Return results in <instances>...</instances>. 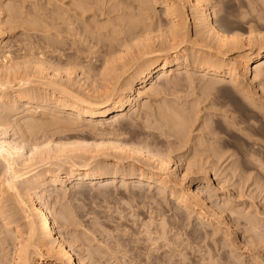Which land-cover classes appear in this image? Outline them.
<instances>
[{
	"label": "bare ground",
	"instance_id": "obj_1",
	"mask_svg": "<svg viewBox=\"0 0 264 264\" xmlns=\"http://www.w3.org/2000/svg\"><path fill=\"white\" fill-rule=\"evenodd\" d=\"M10 1L8 3H10ZM218 1L220 0H217V2ZM222 1L223 0H221V2ZM243 1L244 0H242V2ZM245 1L247 2V0ZM248 3H250V10L256 13V15L254 14L251 16V20H256L257 22L263 21L264 0H252V2ZM211 4H213L211 0H49V5L51 7L49 6V8L46 5L49 9V12L47 11L48 13L41 11V13H39V11L36 13L35 11V16H30L31 19H29V17L26 19L27 17L25 18V16H23L25 9L22 11L20 6H17L16 4L14 5V3L6 4L3 0H0V264H80L79 262H81V264H87L86 259L89 261L93 260V263H96L97 261L100 262V259H96V255L99 254H95V251H91L89 247L90 245L88 244L90 242L86 243L81 236H79L80 234L74 235L70 240L66 236V230L64 229H69L68 227L73 225H76V227L82 226L83 236L85 237V240L89 241L90 239H88V236L92 232H96V235L98 236H96L95 233L93 236L95 235L94 237L100 239L99 234L101 232L110 231L108 221H106L108 223L107 225V223L104 222V218L103 222H100L101 220L99 221L100 215L96 217L92 216V218H90L88 213H85V209L83 210V208L81 209L76 206L83 210V213H76V208L75 210L74 208L70 209L66 207L67 204L64 206V204L61 203V201L66 198L68 189L73 192V196L77 195V197H80V194H84L86 188L88 189L89 187L91 191V187H94L92 185L96 186L97 183H105L97 185L100 186L99 189H97V187L95 188L98 191L100 190V192L106 196L109 195L108 197L102 195L105 198H109L114 193L112 190L114 191L118 183H121L127 188L132 187L133 191H130L132 192L131 194H126L121 191L118 192V196L120 193L122 200L125 199L130 202H135L137 200V203L141 201L139 203L140 205L141 203H148L151 207V216H149L148 220L146 217L147 215H142V211L138 213L137 216L141 220V227L138 225L136 226L142 229V232L147 236V240H152L153 243L154 241L155 243H158L160 240L163 242V244H158L155 249V253L156 251L158 253L161 251L159 255L150 252L151 254H154V256L152 255L153 258L151 256L152 260H149L148 264H162V262L164 263L165 261V256L167 254L169 255L168 252L172 250L169 249L170 247L168 248L169 251L164 250V252L161 248L164 249L163 246H172V244H170L171 238L168 237L170 236L168 235L170 231H168V229L170 228L173 229V231L174 229L181 230L180 232H183L181 235L186 234V236L188 235V238L191 236L200 241L201 244L204 245V250L206 252V258H203L208 260V264H234L232 259L234 258L238 260L242 257L247 249L246 247H248V249L249 247L257 249L256 246L258 247V243L263 242L264 244V235L261 234L262 231H260V234L258 233L259 236L255 235L257 233L254 231L255 237H259V240H257L258 242L254 239L255 237L253 238L251 236V234H247L242 242V244L244 243V246H240L241 242L237 243L236 240L240 235L239 226L241 224L239 222L240 219L235 218L234 215H237L236 213H238L240 218H244V221H247L246 223L252 226L251 229L253 230H258L259 227H257V223L260 225L262 221L256 223V219L255 221L253 219L255 216L251 218V215L248 216L246 213L243 215V211H239L232 199L234 197L231 198V195L221 193L222 196L220 195V198L222 199L224 206L221 204L218 206L214 201V196H217L219 188L213 187L211 184L209 167L214 168L216 164L220 162H217V160L215 161V159L210 160V156L213 154L217 157L221 152H218L216 149L212 152L207 147L204 148V151L208 154L206 156H204L203 152L197 156L195 154L192 159H189L185 163V172L181 174L182 176H180V174L176 176L179 168L178 162L181 161V158L178 161V159L176 160L173 156L174 152L171 147L176 141H172L171 139L166 143V139L163 138L164 143L167 144L168 148H165L166 146L159 148L158 144L162 143L160 142L161 139L159 141L156 140V134L159 135L160 133H156L154 130L155 128L164 131L163 134H167L169 138L171 135H174L178 140H183L187 133H185V130H188V126L193 121H196L195 119L200 115V96L198 101L195 100L188 104L186 101L185 103H178L177 101H174L176 99H166L168 94L173 93H167L169 92L167 91L169 90L168 85L169 87L171 85L170 88L175 87L176 89L177 86L180 88V84H182L188 76L185 73H187L189 69H193L191 70L192 72L194 71L199 78L206 80L209 83H220L222 86L223 84L232 85V87L229 85L230 90L233 88V93L243 96L245 103L247 102L246 100H249L251 104L253 101L256 103L254 95L248 90L247 81L249 80V76H252V73H254V77L252 76L253 80L250 79L254 81V79L258 78L264 70V34H258L255 30L257 34L255 33L256 35L253 36L254 32L251 27L250 32H248L247 29L245 30L248 32L246 38L243 36L244 33L240 34V32L237 31V29H242V27L235 28L233 26L236 30L234 31L232 28L233 30H230V32L229 28L231 27L225 29L223 26H226L228 22L226 24L223 22V25L220 24V20H216L218 17L216 13L219 11L215 9L216 11L214 12V9L212 8V11L217 16L216 19L213 17L214 14L212 15L210 12L211 7H209ZM218 4L221 3L218 2ZM157 6L162 7L160 12H158L159 10H157ZM220 6H222V4ZM224 6L225 5L222 7ZM244 6L242 5L241 7L244 8ZM247 8L249 9V7ZM226 11H228V9L225 10V12ZM225 12L224 15L220 12L219 13L225 17ZM47 14L49 16H47ZM44 16H46V18L50 17V21H47ZM222 20L224 19L221 17V21ZM229 21H231V19ZM27 24H33L34 29L35 27L37 29L35 32H40L42 35L40 43H42L43 40H48L46 41L48 45L44 44V48L46 45L51 48L54 47V49L57 48L58 50L60 49L59 47L61 44L68 43V45L66 44L67 46L66 48L64 47L65 49H60L59 56L53 52L57 57L51 54L53 49L50 53L52 57L51 55L48 57L46 55L48 51L45 53L41 44V47H39L41 50L36 53L13 55L10 49V43L12 41L8 39V35H10L8 33H11L12 30L17 27H25ZM238 24L240 25V23ZM260 24L258 26H260ZM233 25H236L237 27V24ZM30 30L34 32L32 28ZM233 32H236L237 34ZM44 41L43 43H45ZM94 47H98V49H96L97 51H93ZM31 49L33 50V48ZM54 51L56 52V50ZM96 53L98 55H95ZM176 69L178 71L180 69L184 71L175 72ZM154 77H156L155 82L153 81ZM257 80L259 82V79ZM188 81H190V78ZM148 83H151L149 88L146 86ZM183 83H187V81ZM184 85L181 87L182 89ZM189 85H187L188 88ZM177 89L174 91L177 92ZM192 89L194 90V88ZM192 89L187 90L192 91ZM223 90L225 91V89ZM262 90L264 89L262 88ZM227 91L229 92V90ZM162 93H165L166 96L164 97L166 98H164L163 102L160 104L158 108L159 110L156 109V111L158 110L157 113H150L149 111L150 114L145 115L147 116V127H153L154 129L152 128V131L155 133L151 132V129L145 131V127L143 128L142 125L138 126V124H142L138 122L140 119L136 121L135 118L140 116V110H144L151 106L148 100L151 96V98H154L153 96ZM229 93L232 94L231 91ZM189 94L192 95L190 92ZM174 96L172 94V97ZM232 96V101L236 100L233 99L234 96L237 98L236 95H234L233 98ZM177 97L179 96H176L175 98ZM207 97L204 99L207 100ZM142 99H144L143 102ZM262 100L264 101V99ZM180 101L182 100L180 99ZM258 103L255 109L256 114L258 111L257 107L264 108V104ZM238 105L239 107L241 105L242 107L244 106L242 103H237L236 106ZM141 107L142 109H140ZM151 107L153 108V106ZM246 109L250 108L248 107ZM130 111H132V114L130 115L132 118L130 128L134 129L139 127L137 128V131L140 129V131H138L140 133H138L136 129H132L131 132H133L134 135L128 137L126 135L129 132L126 131L129 129L125 130V127L124 130L121 131V126H123L121 124L124 119L126 121L128 120L126 119V116L129 115L128 113ZM235 111H237V109ZM147 113L148 112H146V114ZM262 113L260 114L262 115ZM151 114L154 116L153 120L149 117ZM246 114L248 113L246 112ZM242 115L241 117L245 118V116ZM252 117L255 116L253 115ZM262 117L263 115L260 118L262 119ZM223 118L224 117H222V119ZM237 119H239V117ZM242 120H239L238 122L241 124L243 122ZM249 120L248 117V121ZM217 121H220V119L217 118ZM217 121L215 125L214 123L211 125L216 126ZM233 121L236 122V119L233 118ZM248 121L246 120L245 124ZM252 122L253 121H251V124ZM255 122H257V120ZM144 123L146 125V121ZM208 123L210 125V122ZM257 123H259V120ZM251 124L250 126H252ZM124 125L126 126V124ZM228 125L230 126V124ZM118 126L119 128L117 129ZM220 126H223V124H220ZM254 126H252V129ZM107 127L110 129H107ZM140 127H142V131L145 132H141ZM231 127L229 129H232ZM85 128H88V131L90 129V132H99L101 130V133H105L104 135L109 134L112 137L102 138L98 141L80 139L81 137L78 135H80L82 129ZM250 129L251 127H249V130ZM239 130L244 131V128H239ZM246 130L249 131L248 129ZM217 131L219 134V130ZM217 131L210 130V135L213 136L211 139L218 136ZM250 131L253 134L255 130ZM170 132H172V134H170ZM235 134L237 135V138L239 135L241 140V133L237 134L235 131ZM122 135L126 136V140L124 139V136L120 139ZM227 135V138L230 137V135ZM202 137L204 138V136ZM153 138H155L157 142L152 141ZM176 138L174 140H177ZM235 138L233 140L237 141ZM250 138L248 143L246 142L247 145L250 143ZM230 139L228 138V140ZM245 139L246 137L242 140ZM242 142L244 143V141H241V143ZM236 143L239 146V142L237 141ZM256 143L257 142H253V144ZM246 144L244 143L243 147L244 145L250 147ZM257 145L258 143L256 144V147H259ZM259 145L261 146V144ZM238 146L235 145V149ZM200 148H202V146ZM209 148L211 147L209 146ZM253 148L246 149L252 150ZM246 149H243L244 152ZM243 150L240 151L242 155L244 153ZM246 152L250 151L246 150ZM247 154L249 155V153ZM242 158L244 159L246 157ZM240 160L241 159H239V162H241ZM172 162L176 165L174 169H172ZM258 165L264 167V155L260 157ZM219 169L220 168L218 167V170ZM194 174L198 176L192 178V175ZM214 174L216 175L217 173ZM122 188L125 189V187ZM152 188L156 191H154V193L152 190L151 192L153 194H150ZM224 188L226 187L223 186L222 189L224 190ZM95 189L94 191H91L92 194L97 191ZM107 191L110 192L106 194L105 192ZM101 193L99 197H101ZM93 195L96 196L95 193ZM118 196L116 197L117 199L119 198ZM237 196L239 198V195ZM82 197H84V195ZM240 198L242 197L240 196ZM79 199L77 200L80 201L81 199ZM118 200H120V198ZM57 203L60 204L59 209L56 207ZM52 205H54L53 208ZM83 205L84 203L80 204V206ZM167 207L175 209V213L169 214V209H167ZM242 209H244V207ZM95 210L96 209H91L88 211H94V213L96 211V213L104 212ZM259 212L261 213V211ZM154 213L155 215H153ZM263 214L264 213L260 215L263 216ZM107 215L109 218L112 216L109 214ZM107 215H105L104 212L103 217L106 218ZM193 217L195 218L193 219V221L195 220V224L190 230H188L187 228H189L192 223L191 219ZM129 218L125 217V223ZM112 219H114V217L111 218V221H113ZM236 219L239 220L236 221ZM108 220L110 221V219ZM140 220H137V223L138 221L140 222ZM244 221L242 222L244 223ZM130 222L132 227H135L134 225L137 224L136 219H132ZM243 223L241 227L242 230H244L243 225L247 226L246 223ZM151 225H154L153 229L150 228ZM126 226L128 227V223H126ZM126 226L125 228H127ZM261 227H263V225ZM72 228L75 229L74 227ZM79 229L81 228L79 227ZM248 230L250 232V229ZM98 231L101 232L98 234ZM72 232L74 233L75 231L72 230ZM111 232L112 231H110V233ZM130 232L127 233L126 231L125 235L130 234ZM138 232L141 231L139 230ZM142 232L141 234L143 236L144 234ZM246 232L248 231L246 230ZM69 234L71 236V232H69ZM103 234L105 235L106 233ZM153 234L154 236L155 234L157 236L154 237ZM120 235L124 234L122 233ZM120 235L116 236L119 240L123 237ZM129 237L130 236H127V239H125V237V241L122 239L125 244H128L130 240L136 238L132 237L128 241ZM212 237H215V239H221V248H223L222 252L219 253L216 251L217 241L212 240ZM173 238L174 236L172 237V240ZM182 239L187 240L185 237ZM189 239L186 242H188ZM194 239L190 240L194 241ZM149 240L147 242H150ZM196 240L194 242H196ZM164 241H166V243L168 242V245L164 244ZM174 241L175 239L173 240V243L176 245ZM77 242L80 243L76 244ZM123 242H119L120 245H122L121 243ZM194 242L192 243L194 244ZM130 243L132 244L131 241ZM74 244H76L77 247L80 246V250L75 248ZM115 244H117L116 241ZM125 244L122 246L124 247ZM134 244L130 246H135ZM96 246L99 247L98 244ZM130 246H128L129 250ZM138 247L140 248V245ZM138 247L134 250H137ZM167 247L165 249H167ZM201 247L203 246L201 245ZM261 247L259 248L262 249ZM133 248L134 247H132V249ZM146 248L147 247H145V250ZM188 248L190 247L188 246ZM75 249L77 252L78 250L80 251L77 255ZM132 249L130 251H132ZM200 249L202 251L203 248ZM98 250H100V247ZM121 250L123 251L126 249L124 247ZM138 250L137 253L140 252ZM187 250L190 251V249ZM203 252L204 251H202V254ZM257 252L256 254H258ZM83 253H86V256ZM97 253L99 252L97 251ZM126 253H128L127 250ZM141 253L145 255L143 248ZM150 253L148 254L150 255ZM189 253H191V251ZM198 253L199 252H197V254ZM128 254L127 256H125L126 254L123 256L128 259V256H130ZM143 254L141 256H144ZM170 254L172 253L170 252ZM256 254H249L247 260L244 258L247 261V264H264V260L262 261L261 259L264 256L261 254L262 257L260 258V254L259 256ZM121 255L122 254H120V256ZM133 255V261H136V252L132 254V257ZM181 255H184V258L187 257V254L185 255L181 253ZM146 256L150 259L148 255ZM174 256L172 259L173 262L174 258H176ZM197 256L198 255H194L195 259H189L187 264H202L201 261L204 260H201L202 257L201 259L196 258ZM99 258H101V255ZM129 258H131V256ZM143 258L138 259L140 260V263L144 262L145 264L146 261H143ZM124 260L128 261L126 258ZM102 262L103 261H101V263ZM174 263H176V261Z\"/></svg>",
	"mask_w": 264,
	"mask_h": 264
},
{
	"label": "rangeland",
	"instance_id": "obj_2",
	"mask_svg": "<svg viewBox=\"0 0 264 264\" xmlns=\"http://www.w3.org/2000/svg\"><path fill=\"white\" fill-rule=\"evenodd\" d=\"M4 1V3H6V4H13L14 3V5L16 4L17 6H20L21 7V9H22V11L24 10V12L26 13H23V16H25V18L26 19H28V17H29V19H31L30 18V16L32 17V16H35V11H36V13H38V11H39V13H41V12H44V13H48L49 12V9H48V7L50 6L49 5V0H9L10 1V3H8L9 1L8 0H3ZM17 1V2H16ZM19 1H21V2H24V3H21V2H19ZM212 1V3L213 4H211L209 7H211L210 8V12L212 13V15L214 14V12L216 11V10H218L221 14H223L224 15V12H225V10H227L228 9V11H226L225 12V17H223V15H221L219 12H217L216 13V15L218 16H216L215 14L213 15V17L216 19V17H217V19L216 20H220V24H226L227 22V25L225 26V25H223L224 27H225V29H228L229 27H231V28H229V31L231 30H233L234 29V31L236 30L235 28H240V27H242V29H244V30H242L241 28V30L240 29H237V31H239L240 32V34H243V36H244V38H246L247 36V33L248 32H250L251 31V28L253 29V36L254 35H256L257 33H256V31L258 32V34H264V20L263 21H261V22H257L256 20L255 21H252L251 20V16L252 15H256V13H254L253 11H251L250 9H251V7L249 6L250 5V3H248V2H252V0H247V2L244 0L243 2H242V0L240 1V0H223L222 2H221V0L220 1H218L219 3H221L222 4V6L223 5H225L224 7H222V6H220L221 4H218V2H217V0H215V1H213V0H211ZM228 3H227V2ZM240 1V2H239ZM19 2V3H18ZM27 2V3H26ZM30 2H32V3H30ZM48 2V3H47ZM216 2H217V4H216ZM247 4H246V3ZM21 3V4H20ZM36 3V4H35ZM225 3H227V4H225ZM230 3H231V5H230ZM245 3V4H244ZM20 4V5H19ZM40 4V5H39ZM215 4V5H214ZM230 6H229V5ZM240 4H242L243 6H244V8L243 7H241L242 5H240ZM32 5V6H31ZM46 5L48 6V7H46ZM228 5V6H227ZM247 5V6H246ZM24 8H23V7ZM45 6V7H44ZM227 6V7H226ZM28 7V8H27ZM30 7H31V9H30ZM35 7V8H34ZM40 7V8H39ZM51 7V6H50ZM49 7V8H50ZM217 7H218V9H217ZM229 7V8H228ZM231 7V8H230ZM247 7H249V9L247 8ZM27 8V9H26ZM45 8H46V11H45ZM160 8V9H159ZM161 6L160 7H158L157 6V10H159L158 12H160L161 11ZM214 9V12L212 11L213 9ZM223 8V9H222ZM35 9V10H34ZM37 9V10H36ZM40 9V10H39ZM44 9V10H43ZM216 9V10H215ZM221 9V10H220ZM243 9V10H242ZM26 10H27V12H26ZM249 10H250V14H249ZM29 11V12H28ZM32 11V12H31ZM41 11V12H40ZM48 11V12H47ZM245 11H247V12H245ZM30 12H31V14H30ZM229 14H228V13ZM232 14H231V13ZM240 12V13H239ZM253 12V13H252ZM28 13V14H27ZM33 13V14H32ZM227 13V14H226ZM248 13V14H247ZM241 14V15H240ZM220 15V16H219ZM228 15H229V17H228ZM240 15V16H239ZM250 15V16H249ZM47 16H49L48 14H47ZM227 16V17H226ZM246 18H245V17ZM45 18H46V16H44ZM221 17H222V19H224V20H226V21H224V20H222L221 21ZM240 17V18H239ZM219 18V19H218ZM225 18H227V19H225ZM229 18V19H228ZM239 18V19H238ZM231 19V21H229ZM236 19V20H235ZM46 20L48 21H50V17H47L46 18ZM239 20H241V21H239ZM233 21V22H232ZM236 23H235V22ZM250 21H252V22H254V23H252V22H250ZM224 22V23H223ZM232 24H231V23ZM257 22V23H256ZM31 23V22H30ZM238 23H240V25L238 24ZM244 25H242V24ZM260 23H263V24H260ZM231 24V25H230ZM233 24H237V27H236V25H233ZM260 24V26H258ZM250 25V26H249ZM28 26V27H27ZM30 26H32V27H30ZM228 26V27H227ZM235 28H234V27ZM28 29H27V28ZM244 27H247V28H244ZM251 27V28H250ZM18 28V29H17ZM17 28H15V29H13L12 30V34L9 32L8 34H10V35H8L9 37H8V39L10 40V41H12L11 43H10V49H11V51H12V53H13V55H16V54H26V53H36V52H38V51H40L41 49H39V47H41V45H42V48L45 50V53L47 52V56L48 57H50V55L51 54H53V56L56 54L57 56H59V53H60V49H65L66 48V46L68 45V43H64V44H61L60 45V49H58L57 50V48L56 49H54V47H49V46H46V45H48V43H46V41H48V40H46V41H44L45 43H43V41H42V43H40L41 42V37H42V35L40 34V32H38V31H36L35 32V30H37L36 29V27H35V29H34V25L32 24V25H30V24H27L25 27H17ZM25 30H24V29ZM33 29L34 30V32L33 31H31L30 29ZM233 28V29H232ZM257 28V29H256ZM27 29V30H26ZM247 29V31L248 32H246L245 30ZM249 29V30H248ZM256 30V31H255ZM31 31V32H30ZM230 31V32H231ZM244 31V32H243ZM238 32V33H239ZM260 32V33H259ZM37 33V34H36ZM233 33H236V32H233ZM256 33V34H255ZM28 34V35H27ZM237 34V33H236ZM250 35V34H249ZM248 35V36H249ZM36 36V37H35ZM40 36V37H39ZM242 36V35H241ZM14 37V38H13ZM28 37V38H27ZM39 37V38H38ZM24 38V39H23ZM29 39V40H28ZM32 39V40H31ZM39 39V40H38ZM43 39V38H42ZM37 40V41H36ZM247 40V39H246ZM32 41H33V43H32ZM39 41V42H38ZM30 42V43H29ZM39 44H38V43ZM246 43H247V41H246ZM20 44V45H19ZM29 44V45H28ZM41 44V45H40ZM44 44H46L45 45V48H44ZM67 44V45H66ZM40 45V46H39ZM65 45V46H64ZM25 46V47H24ZM37 46V47H36ZM256 46H258V45H256ZM47 47H48V49H47ZM62 47V48H61ZM65 47V48H64ZM20 48H22V49H20ZM25 48H26V50H25ZM31 48H33V50L31 49ZM49 48H50V50H49ZM256 48V47H255ZM24 49V50H23ZM53 49V50H52ZM95 49V50H94ZM96 49H98V47L96 48V47H94L93 48V51H97ZM207 49V48H206ZM51 50H52V53H51ZM54 50H56V52L54 51ZM32 51V52H31ZM50 51V52H49ZM57 51H58V53H57ZM55 54H54V53ZM51 53V54H50ZM55 55V56H56ZM95 55H98L97 53L95 54ZM56 56V57H57ZM51 57H52V55H51ZM0 63H1V61H0ZM191 70H193V69H189V71L187 72V73H185V74H187L188 76H194V77H188L187 76V80L185 79L183 82H186L187 81V83H183L182 82V84L184 85V87H183V89L181 88L183 85L182 84H180V88L177 86L176 87V89L177 88H179L180 89V91H179V89H177V92L176 91H174V90H176L175 89V87H172V88H170L171 87V85H170V87H169V85H168V89L169 90H167V91H169V92H167V93H170V92H173L172 94H173V96H174V94H175V96L174 97H172V94H168L167 96L165 95V93H162V94H158V95H155V96H153L154 98H149L148 100H149V104L151 105V106H153V108L150 106V107H148V108H146V109H144V110H140L141 111V114H142V116H141V114H140V116L139 117H136L135 119H136V121H138L139 119H140V121H138L139 123H142V124H138V126H140V125H142L143 126V128L145 127V128H147V129H145L144 128V130L145 131H149V129H151L150 131L151 132H154V131H152L154 128L153 127H147V116H145V115H149L150 113H157V111L159 110L158 108H159V106H160V104L163 102V99L164 98H166V99H170V100H174V99H176V100H174V101H177L178 103H185V101H186V103L188 104V103H191L192 101H198V99H199V96H200V101H199V105H200V109H201V111H200V115L195 119L196 121H193L190 125H192V126H188L189 128H187L188 130H185V133H186V137L183 139V140H178L174 135H171L170 136V138H169V136L167 135V134H163V132L164 131H162V130H159V129H157V128H155L154 130H155V132L156 133H160L159 135H157L156 134V140H160L161 139V141L160 142H162V143H159L158 145V147L160 148V147H165V148H168V146H167V141L168 140H171L172 139V141H176L175 142V144L171 147L172 148V150H173V156L175 157V159L177 160L178 159V161L180 160V158H181V161H179L178 162V165H179V168H178V171H177V175L176 176H178L179 174H180V176H182L181 174H183L184 172H185V163L189 160V159H192L193 157H194V155L196 154V156L198 155V154H202V152H203V154H204V156H206L207 154H206V152L204 151V148H208L209 150H211L212 152L214 151V149H216L218 152H221L220 154H219V156H217L216 157V155H211L210 156V160H214L215 159V161L217 160V162H220V163H217L216 164V166L213 168V167H209V174H210V178H211V184H212V186L213 187H217V188H219V191H218V194H217V196H214V201L216 202V204L219 206V204H221V205H223L224 206V203H223V201H222V199L220 198V195L222 196V194L223 193H225V194H228V195H231V198L232 197H234V198H232L233 200H234V204L236 205V207L239 209V211H243L242 212V214L243 215H245V213L248 215V216H250L251 218H253L254 216V221H255V219H256V223L259 221V223H260V225H258V223H257V227H259L258 228V230H253V229H251L252 228V226L251 225H249V224H247L245 221H244V218H240V216L238 215V213H236L237 215H234V217L235 218H239V219H236V221L237 220H239V222H240V228H239V236L237 237L238 239H240V240H238L237 238V243H240V246H244V243L242 244V242H243V240H244V238L247 236V234L248 235H250L251 234V236L254 238L255 237V235H257V236H259V234L261 233L260 231H262V233L261 234H263L264 235V214H263V216L262 215H260V214H262V213H264V167H261V166H259L258 165V163H259V159H260V157L262 156V155H264V142H262V141H264V139H263V137H264V108L262 109L261 107L259 108V107H257L258 109V111H257V114H256V105H257V103L259 102V103H262V104H264V101L262 100V99H264V93H263V91L264 90H262V88L264 89V87H263V84H264V70L262 71V73H261V75L263 76H261V75H259V77L258 78H255L254 79V81H252L253 80V77H254V73H252V76H249V80L247 81V86H248V90H249V92L252 94V95H254V99L256 100V103H255V101H253V103L251 104V102L249 101V100H246L247 102L245 103V100H244V97L243 96H241L240 94H238V95H240V96H238L237 94H235V93H233V88L230 90V86L232 87V85H230V84H223V86L225 87H223L222 86V84H212L211 82V84L213 85H211L208 81H206V80H203V79H201V78H199L198 76H197V73H195L194 71L192 72ZM184 70H182V69H180L179 71L176 69V71L175 72H183ZM192 75H191V74ZM170 76H173V75H170ZM198 77V78H197ZM261 77V78H260ZM155 78L156 77H154V79H153V81L155 82ZM189 78H190V81H188L189 80ZM192 78H194V79H192ZM252 80H251V79ZM192 79V80H191ZM257 79H259V82H258V80ZM202 80V81H201ZM195 83H194V82ZM199 81V82H198ZM204 81V82H203ZM260 81H261V83H260ZM189 82H190V85H189ZM202 82V83H201ZM258 84H257V83ZM207 83H208V85H209V87H208V85H207ZM251 83V84H250ZM189 85V88L187 87V85ZM197 84H198V86H197ZM201 84V85H200ZM250 84V85H249ZM150 85H151V83H148L146 86H147V88H149L150 87ZM204 85V86H203ZM211 85V86H210ZM217 85V86H216ZM226 85H227V88H226ZM230 85V86H229ZM166 86H167V84H166ZM215 86V87H214ZM187 87V88H186ZM200 87V88H199ZM207 87V88H206ZM216 87H218V88H216ZM256 87V88H255ZM262 87V88H261ZM184 88H185V90H184ZM192 88H194V90L192 89ZM199 88V89H198ZM205 88V89H204ZM171 89H172V91H171ZM187 89H192V91H188ZM202 89H203V91H202ZM208 89V90H207ZM223 89H225V91H227V90H229V92L231 91L232 92V94H230L228 91L226 92V93H224L225 91L223 90ZM205 90V91H204ZM200 91V92H199ZM209 92V94H208V92ZM224 91V92H223ZM181 92V93H180ZM189 92L192 94V95H190L189 94ZM198 92V93H197ZM201 92H203V93H201ZM255 92V93H254ZM229 93V94H228ZM259 93V94H258ZM263 93V94H262ZM188 94V95H187ZM195 94V95H194ZM198 94V95H197ZM207 94V95H206ZM226 96H225V95ZM236 95V97L237 98H239V99H237V98H235V96L234 95ZM171 97H170V96ZM180 95H182V96H180ZM204 95V96H203ZM206 95V96H205ZM228 95V96H227ZM229 95H230V97H229ZM234 96V98H233V96ZM162 98H161V97ZM164 96H166V97H164ZM169 96V97H168ZM176 96H179V97H177V98H175ZM186 96H187V99H186ZM194 96V97H193ZM208 96V97H207ZM231 96H232V98L233 99H236V100H233L234 101V103H233V101H232V99H231ZM196 97H197V99H196ZM206 97H207V100H205L206 99ZM182 100V101H180V99ZM191 98H193V99H191ZM205 98V99H204ZM258 98H260V99H258ZM186 99V100H185ZM180 102H179V101ZM257 100H259V101H257ZM144 101V99H142V102ZM188 101V102H187ZM190 101V102H189ZM202 101V102H201ZM209 101V102H208ZM262 101V102H261ZM239 103V104H243L244 106V108L242 107V105L239 107V105L238 106H236V104L237 103ZM241 102V103H240ZM245 103V104H244ZM258 103V104H259ZM207 104V105H206ZM211 104V105H210ZM214 105V107H213V105ZM216 104V105H215ZM223 104H224V107H223ZM232 104H235V105H232ZM247 104V105H246ZM251 104V105H250ZM157 105H158V107H157ZM226 105V106H225ZM204 106V107H203ZM232 106V107H231ZM251 106V107H250ZM209 107H210V109H209ZM250 108V109H246V108ZM222 108H224V109H222ZM239 108H240V110H239ZM243 108V109H242ZM140 109H142V107L140 108ZM150 109V110H149ZM155 109V110H154ZM156 109H158L157 111H156ZM237 109V111H235ZM245 109V110H244ZM253 109V110H252ZM209 110V111H208ZM215 110V111H214ZM226 110V111H225ZM259 110H260V112H259ZM145 111V112H144ZM149 111H150V113H149ZM153 111V112H152ZM224 113H223V112ZM229 113H228V112ZM235 111V112H234ZM146 112H148L147 114H146ZM210 114H209V113ZM243 112V113H242ZM246 112L248 113V114H246ZM253 112V113H252ZM258 112H259V114H258ZM263 112V113H262ZM256 115H255V114ZM260 113H262V115H263V117H262V119L260 118L262 115L260 114ZM129 115H127L126 116V119H128L127 121L124 119L123 120V122H122V124L121 125H123V126H121V131L122 130H124V128H125V130L127 129H129L128 131H126V132H129L126 136H130V135H134V133L133 132H131L132 131V129L130 128V123H131V121H132V118H131V114H132V111H130L129 113H128ZM209 114V115H208ZM228 114V115H227ZM243 114L244 116H245V118H243V117H241V115ZM144 115V116H143ZM242 115V116H243ZM254 115L255 117H252V116ZM259 115H260V117H259ZM212 116V117H211ZM219 116V117H218ZM143 117V118H142ZM150 118H152L151 120H153V118H154V116H152V114L149 116ZM222 117H224L223 119H222ZM239 117V119H237ZM240 117H241V119H240ZM248 117H249V121H248ZM251 117V118H250ZM258 117H259V119H258ZM210 118V119H209ZM217 118L218 119H220V121H217ZM227 118V119H226ZM233 118L234 119H236V122H234L233 121ZM242 118H243V120H242ZM254 118V119H253ZM131 119V120H130ZM149 119V118H148ZM209 119V120H208ZM208 120V121H207ZM213 120H214V122H213ZM226 120H228V121H226ZM230 120V121H229ZM239 120H242L243 122L240 124L238 121ZM248 121V122H246V124H245V121ZM257 120V122H258V120H259V123H257V122H255ZM262 121V123H261V121ZM126 121V122H125ZM130 121V122H129ZM146 121V125H145V122ZM216 121H217V124H216V126H217V128H216V126H212L213 125V123H214V125H215V123H216ZM231 121H233V122H231ZM251 121H253V122H255V123H253L252 122V124H251ZM137 122V123H138ZM203 122H205V123H203ZM208 122H210V125H209V123ZM212 122V123H211ZM218 122H221V123H218ZM227 122V123H226ZM230 122V123H229ZM126 124V126L124 125V124ZM144 123V124H143ZM208 123V124H207ZM232 123V124H231ZM237 123H239L240 124V127H239V124H237ZM257 123V124H256ZM212 124V125H211ZM220 124L222 125L223 124V126H220ZM228 124H230V126H229V128L231 127L232 129H229L228 128V126L227 125ZM236 124V125H235ZM250 124L252 125V126H254L253 127V129H252V126H250ZM254 124V125H253ZM263 124V125H262ZM145 125V126H144ZM247 127H246V126ZM262 125V126H261ZM219 126H220V128H219ZM227 126V127H226ZM238 127V128H237ZM246 127V128H245ZM249 127H251V129L250 130H255L254 132H253V134H252V132L249 130ZM262 127V128H261ZM119 128V126L117 127V129ZM137 128H139V127H136V128H134V129H136V131H137ZM141 128V132H145V131H142L143 130V128L142 127H140ZM153 128V129H152ZM212 128V129H211ZM228 128V129H227ZM237 128V129H236ZM239 128H244V131H241V130H239ZM107 129H110V128H108L107 127ZM133 129V130H134ZM224 129V130H223ZM234 129V130H233ZM246 129H248L249 131H247ZM157 130V131H156ZM159 130V131H158ZM210 130H214L215 132L217 131V130H219V134H218V131H217V137L216 138H213V139H211V137H213V136H211L210 135ZM221 130V131H220ZM222 130H223V132H222ZM229 130H230V132H231V134H230V132H229ZM233 130V131H232ZM91 130L89 129V131H88V128H85V129H82V131H81V133H80V135H78V136H80L81 138L80 139H86V140H101L102 138H106V137H112L111 135H109V134H106V135H104L105 133H101V130L98 132V131H92V132H90ZM106 131V130H105ZM138 131H140V129H138ZM137 131V132H138ZM168 131V130H167ZM197 131V132H196ZM235 131H236V133L237 134H240L241 133V140H240V138H239V135H238V138H237V135L235 134ZM239 133H238V132ZM131 132V133H130ZM154 132V133H155ZM222 132V133H221ZM233 132V133H232ZM251 132V133H250ZM99 133V134H98ZM138 133H140V132H138ZM196 133V134H195ZM227 133H228V135H230V137H228L230 140H228V138L226 137V135H227ZM255 133H256V135H255ZM163 134V135H162ZM168 134H169V132H168ZM170 134H172V132H170ZM206 134V135H205ZM247 134V135H246ZM101 135V136H100ZM162 135V136H161ZM227 135V136H228ZM233 135H234V137H233ZM256 137H255V136ZM262 135H263V137H262ZM124 135H122L121 137H120V139L123 137ZM126 136H124V139L126 138ZM177 139V140H174L175 138ZM202 136H204V138L202 137ZM242 136H244V137H246V139L245 140H247V141H245V140H242V139H244V137H242ZM248 136V137H247ZM96 137H98V138H96ZM101 137V138H100ZM159 137H162V138H159ZM166 137V138H165ZM172 137V138H171ZM189 137V138H188ZM223 137H225V138H223ZM236 137V138H235ZM251 137V138H250ZM252 137H254V138H252ZM258 137H260V138H258ZM157 138H159V139H157ZM163 138L164 139H166V143H164V140H163ZM221 138V139H220ZM222 138H223V141H222ZM235 138V140L237 139V141L239 142V146H238V144L236 143L237 141H234L233 139ZM249 138H250V143L247 145L246 144V142L248 143V141H249ZM191 139V140H190ZM206 141H205V140ZM126 140V139H125ZM152 140V139H151ZM155 140V138H153V140L152 141H155V142H157ZM213 140V141H212ZM215 140V141H214ZM217 140V141H216ZM178 141V142H177ZM241 141H244V143L247 145V146H250V147H246L245 145H244V147H243V142L241 143ZM255 143V142H257L258 143V145L257 146H259V147H256V144H253V142ZM203 142V143H202ZM200 143H202V144H200ZM214 143V144H213ZM262 143H263V145H262ZM213 145V147H212V145ZM251 144H253V145H251ZM259 144H261V146L259 145ZM235 145L236 146H238V147H236V149H235ZM241 145H242V147H241ZM178 146H179V148H178ZM194 146H195V148H194ZM202 146V148H200ZM209 146L211 147V148H209ZM233 146V147H232ZM255 146V147H254ZM263 146V147H262ZM186 147V148H185ZM243 148V149H246V148H258V149H252V150H248V149H246L247 151H250V152H246V150H245V152H246V154H245V152H244V150L243 149H241V148ZM262 147V148H261ZM177 148V149H176ZM238 148V149H237ZM184 149V150H183ZM193 149V150H192ZM197 149V150H196ZM199 149V150H198ZM243 150V155H242V153H240V151L241 150ZM178 150H180V151H178ZM227 152H226V151ZM237 150H238V152H237ZM210 151V152H211ZM253 151V152H252ZM196 152V153H195ZM209 152V153H210ZM211 152V153H212ZM224 152V153H223ZM179 153V154H178ZM241 155H240V154ZM247 153H249V155L247 154ZM178 154V155H177ZM247 155V156H245V155ZM182 157H181V156ZM260 155V156H259ZM214 157V158H213ZM220 157V158H219ZM224 157V158H223ZM242 157H246V158H242ZM221 159V160H220ZM239 159H241L240 161L241 162H239ZM243 160V161H242ZM245 160V161H244ZM258 161V162H257ZM228 162V163H227ZM239 162V163H238ZM226 163V164H225ZM235 163V164H234ZM171 165H172V169H174L175 167H176V165H174L173 164V162L171 163ZM234 165V166H233ZM242 165V166H241ZM232 166V167H231ZM241 166V167H240ZM218 167L221 169H219L218 170ZM238 168V169H237ZM259 168V169H258ZM260 168H262V169H260ZM229 169H231V170H229ZM177 170V169H176ZM212 170V171H211ZM215 170V171H214ZM263 170V171H262ZM233 171H234V173H233ZM180 172H182V173H180ZM214 173H217L216 175L214 174ZM230 174V175H229ZM242 174V175H241ZM215 175V176H214ZM218 175V176H217ZM198 175H192V178H196ZM217 176V177H216ZM216 177V178H215ZM219 177V178H218ZM234 178V179H233ZM222 180V181H221ZM216 181V182H215ZM235 181V182H234ZM223 182V183H222ZM221 183V184H220ZM253 183V184H252ZM99 184H105V183H99ZM98 183H97V185H99ZM234 184V185H233ZM95 186V185H92V186H94L93 188L95 189L96 187H97V189H99V187L100 186ZM218 185H220V186H218ZM225 186L226 188H224V190L222 189L223 188V186ZM231 185V186H230ZM241 185V186H240ZM222 186V187H221ZM255 186V187H254ZM259 186V187H258ZM70 187V186H69ZM119 187H120V190H119ZM122 187H125V189H123ZM237 187V188H236ZM92 187H91V191H94V189H93ZM102 188V187H101ZM100 188V189H101ZM97 189H95V190H97ZM103 189V188H102ZM127 189V190H126ZM132 189V190H131ZM229 189V190H228ZM111 190V189H110ZM119 190V191H118ZM126 192H125V191ZM129 190V191H128ZM153 190V191H152ZM87 191V192H86ZM90 191V188L88 187V189L86 188V190H85V192H84V194H80V197H77V195H74L75 197H77V198H75L74 196H73V192L71 191V190H69L68 189V192H67V196H66V198L64 199V200H62L61 201V203H63L64 204V206H66V204H67V206L66 207H68V208H70V209H72V208H74V210H75V208H76V213L77 212H82L84 209H85V213H88V216L90 217V218H92V216H98V215H100V217H99V221L100 222H103V218H104V222H106V221H108V223H109V227H110V231H112L111 233H110V231H105V232H101V231H98V234H99V237H100V239H98V237H94L95 235H96V232H92V233H90V235L88 236V239H90L89 241L88 240H85V237L83 236V230H82V226H78V227H76V225H73V226H70V227H68L69 229H67V228H65L64 230H66L65 231V234H66V236L71 240L72 239V237L74 236V235H78V234H80L79 236H81V238L86 242V243H88V242H90V243H88L90 246V249H91V251L92 252H94L95 254H99V255H96V259H100V262H96V263H93L92 261H89V260H87L86 259V262H87V264H138V263H140V260L139 259H141V258H143L144 256V258L142 259L143 261H146L145 262V264H148L149 263V260L151 261L152 260V258H153V256H154V254H160L161 253V251H160V253H158L157 251H156V253H155V249L157 248V246H158V244H163V242H162V240H160V241H158V243H155V241H154V243H153V241H152V243H151V241L150 242H147L148 240H147V236L144 234V232H142V229L140 228L141 226V220H140V218L137 216L138 215V213H140L141 211V213H143L142 215L143 216H146L147 217V220L149 219V216H151V207L149 206V204L147 203V204H143V203H141V205L139 204V203H137L138 201L136 200L135 202L133 201V202H130V201H126L125 199H121V197H120V193H119V196H118V192H121V191H123V193H132V192H130V191H133V188L132 187H126V186H123L121 183H118L117 184V187H115V189H114V191L112 190V192H114L113 194H114V196H113V194H112V192H111V196H113V197H109V198H105V197H103V196H106L105 194H103V193H101L100 192V190L98 191V192H100L101 193V197H99L100 196V193H98L97 191V193L96 192H94L95 194H96V196L98 197H96L95 195H93L92 194V192ZM101 191H104V190H101ZM154 192V191H156L155 189H151L150 190V194L152 193V192ZM246 191V192H245ZM91 192V193H90ZM108 192H110V191H107V192H105L106 194L108 193ZM228 192V193H227ZM250 192V193H249ZM116 193H117V195H116ZM155 193V192H154ZM222 193V194H221ZM232 193V194H231ZM237 193V194H236ZM78 194V193H77ZM153 194V193H152ZM240 194H243V195H240ZM84 195V197H82ZM103 195V196H102ZM237 195H239V198H238V196ZM251 195V196H250ZM78 196H79V194H78ZM109 196V195H108ZM108 196H106V197H108ZM119 197L120 198V200H118L116 197ZM236 196H237V198H236ZM240 196L242 197V198H240ZM87 197V198H86ZM219 197V198H218ZM245 197V198H244ZM251 197V198H250ZM69 198V199H68ZM72 198H73V200H72ZM75 198V199H74ZM81 200H80V199ZM84 198H85V200H84ZM77 199H79L80 201H78ZM66 200V201H65ZM69 200V201H68ZM71 200V201H70ZM84 200V201H83ZM245 200V201H244ZM253 200V201H252ZM123 201V202H122ZM128 202V203H127ZM130 202V203H129ZM247 202V203H246ZM255 202V203H254ZM71 203V204H70ZM73 203V204H72ZM82 203H84V205L83 206H80V204ZM93 203V204H92ZM132 203V204H131ZM246 203V204H245ZM109 204H111V205H109ZM139 204V205H138ZM143 204V205H142ZM244 204V205H243ZM253 204V205H252ZM257 204V205H256ZM69 205V206H68ZM70 205H71V207H70ZM86 205V206H85ZM93 205V206H92ZM116 205V206H115ZM220 205V206H221ZM249 205H252L253 207H255V208H253L252 206H249ZM256 205V206H255ZM76 206H78V207H80L81 209L83 208V210H81L80 208H77ZM133 206V207H132ZM142 206V207H141ZM148 206H149V208H148ZM258 206V207H257ZM54 207V205H52V208ZM56 207L59 209L60 208V204L59 203H57L56 204ZM117 207V208H116ZM130 207V208H129ZM244 207V209H242ZM250 209H249V208ZM111 208H113V209H111ZM145 208V209H144ZM147 208V209H146ZM171 207H167V209H169L168 210V213L169 214H173V213H175L174 211H175V209H173V208H171ZM247 208V209H246ZM259 208V209H258ZM261 208H263V209H261ZM91 209H96V210H98V211H100V212H102V211H104L105 212V215H107V214H109V215H112V216H110L111 218H113L114 217V219H112L113 221H111V218H109V216L107 215L106 216V218L105 217H103V214H104V212H102V213H94V211H91V212H89ZM258 209V210H257ZM78 210V211H77ZM89 210V211H88ZM132 210H133V212H132ZM248 210V211H247ZM254 210V211H253ZM257 210V211H256ZM86 211H88V212H86ZM136 211V212H135ZM253 211V212H252ZM259 211H261V213L259 212ZM109 212V213H108ZM112 212V213H111ZM252 212V213H251ZM255 212H257V213H255ZM83 213V212H82ZM95 215H94V214ZM107 213V214H106ZM114 213V214H113ZM150 213V214H149ZM260 213V214H259ZM91 214V215H90ZM97 214V215H96ZM122 214V215H121ZM102 215V216H101ZM120 215V216H119ZM153 215H155V213L153 214ZM88 216H87V218H88ZM124 216V217H123ZM128 216V217H127ZM237 216V217H236ZM239 216V217H238ZM262 216V217H261ZM102 217V218H101ZM125 217L126 218H129L127 221H126V223H128V227L126 226V223H125V221L124 220H126L125 219ZM87 218H85V219H87ZM94 218V217H93ZM101 218V219H100ZM124 218V219H123ZM261 218V219H260ZM89 219V218H88ZM87 219V220H88ZM105 219H107V220H105ZM108 219H110V221L108 220ZM132 219H136V223H137V220H140V222L138 221V223L136 224V225H134L135 227H132L131 225V220ZM193 219H195L194 217L191 219V221H192V223L190 224V226H189V228H187L188 230H190L191 229V227H193L194 226V224H195V220L193 221ZM263 219V220H262ZM120 220V221H119ZM124 221V222H123ZM242 221H244V223L242 222ZM112 222V223H111ZM122 222V223H121ZM130 222V223H129ZM107 223V222H106ZM108 223H107V225H108ZM114 223V224H113ZM117 223H118V225H117ZM119 223H120V226L122 227H120L119 226ZM123 223H125V224H123ZM140 223V224H139ZM242 223L243 224H245L246 223V225L247 226H244L243 225V229L244 230H242ZM112 224H113V226H112ZM116 224V225H115ZM263 225V227H261L262 225ZM86 225H87V223H86ZM123 225V226H122ZM140 226V227H136V226ZM111 226H112V228H111ZM115 226H116V228H115ZM125 226L128 228H125ZM248 226H251V227H248ZM72 227H76L75 229H73ZM79 227L81 228V229H79ZM121 229H120V228ZM132 227V228H131ZM246 227V228H245ZM261 227V228H260ZM118 228V229H117ZM151 229H153L154 228V225L152 226L151 225V227H150ZM114 229H116V230H114ZM127 229V230H126ZM133 229H135V230H133ZM144 234L143 236H142V234H141V232H138L139 230ZM248 231V232H246V230ZM248 229H250V232H249V230ZM260 229V230H259ZM262 229V230H261ZM72 230H74L75 232L73 233L72 232ZM128 230H130V231H128ZM137 230V231H136ZM170 230V231H169ZM126 231H127V233L128 232H130V234H126L127 236H130L129 237V239H128V241L132 238V237H138L137 239L136 238H133L132 240H130L131 242H132V244L130 243V241H129V243L127 244H125V242H123V240L125 241V239H127V236L125 235V233H126ZM135 231V232H134ZM168 231H169V233H168V235H170V236H168V237H170L171 238V243L170 244H172V246H166L167 247V249H165L166 247L165 246H163L164 247V249L163 248H161V250L164 252V250H166V251H169V249H172V250H170L168 253H169V255L167 256H165L166 258H165V261H164V263L162 262V264H168L169 262L171 263H174L175 261H176V263H174V264H187V262L189 261V259H195V257H194V255L196 256V255H198L196 258H200L201 259V257H202V259L201 260H204V261H201V263L202 264H205V263H207L208 262V260L207 259H205L206 258V252H205V248H204V245L203 244H201V242L200 241H198V240H196V239H194L193 237H191V236H189V238L191 239V240H193L194 239V241L196 240V242H194V241H191L189 238H188V235L186 236V234L185 235H181V233L183 234V232H180L181 230H177V229H174V231H173V229H168ZM177 231V232H176ZM244 231V232H243ZM254 231H255V233H257V234H255L254 233ZM257 231V232H256ZM66 232H68V233H66ZM69 232H71V236H70V234H69ZM79 232V233H78ZM136 232H137V234H136ZM172 232V233H171ZM176 232V233H175ZM179 232V233H178ZM95 233V235L93 236V234ZM103 233H106L105 235L103 234ZM124 234V235H120V234ZM131 233H132V235H131ZM139 233H140V235H139ZM175 235H174V234ZM185 233V232H184ZM259 233V234H258ZM171 234H172V236H171ZM176 234H177V236H178V238H177V236H176ZM253 234V235H252ZM255 234V235H254ZM101 235V236H100ZM109 235V236H108ZM125 236L124 238L122 237V239L120 238V240H119V238H117L116 236ZM134 235V236H133ZM137 235V236H136ZM245 235V236H244ZM83 236V237H82ZM96 236H98V235H96ZM116 238H115V237ZM153 236H154V234H153ZM155 236H157L156 234H155ZM154 236V237H155ZM174 236V238H173V240L175 239V244L176 245H174V243H173V240H172V237ZM182 236V237H181ZM187 238V240L189 239V241L188 242H186L187 240H185V239H182V238ZM256 236V237H257ZM91 237V238H90ZM176 237V238H175ZM181 237V238H180ZM254 238V239H256V241L257 240H259L258 238L259 237H257V238ZM96 238H97V242H96ZM142 238V239H141ZM180 238V239H179ZM213 239L212 240H216L217 241V249H216V251L217 252H222L223 251V248H221V239H219V238H216L215 239V237H212ZM92 239H93V241H92ZM241 239H242V241H241ZM100 240V241H99ZM136 240V241H135ZM183 240V241H182ZM220 242H219V241ZM115 241H116V243L117 244H115ZM138 241H139V243H138ZM146 241V242H145ZM177 241V242H176ZM191 241V242H190ZM98 242H101V243H98ZM104 242V243H103ZM119 242H123V243H121L122 245L123 244H125V249L127 250V252L129 253H126V250H123L124 251V253H123V251L121 250V249H123L124 247L122 246V245H120V243ZM126 242H127V240H126ZM134 242H135V244H134ZM140 242H141V244H140ZM146 244H145V243ZM162 242V243H161ZM183 242V243H182ZM191 243V245H190V243ZM192 242H194V244L192 243ZM258 242V241H257ZM80 243V242H79ZM78 242L76 243V244H79ZM187 243V244H186ZM76 244H74L75 245V248H77V249H79L80 250V246H78L77 247V245ZM99 245V247H100V250H98L99 249V247L98 246H96V245ZM109 246H108V245ZM112 244H115V245H112ZM135 245V246H132V247H134L133 249H132V247L130 246V245ZM137 244H138V246L140 245V248H141V250H140V248L137 246ZM143 244H145V245H143ZM152 244H154V245H152ZM157 244V245H156ZM164 244H167L168 245V242L166 243V241H164ZM185 244V245H184ZM203 246V247H201V245ZM103 245V246H102ZM150 245V246H149ZM151 245H152V247H151ZM156 245V246H155ZM174 245V246H173ZM186 245H187V247H186ZM261 245H262V247H261ZM93 246V247H92ZM96 246V247H95ZM110 246H111V248H110ZM119 246V247H118ZM128 246H130V250L132 249V251H130L129 250V247ZM143 246V247H142ZM150 248H149V247ZM188 246L190 247V248H188ZM194 246V247H193ZM102 247V248H101ZM108 247V248H107ZM115 247H117V248H115ZM123 247V248H122ZM128 247V248H127ZM138 247V251H140V252H138L137 253V250H134L135 248H137ZM145 247H147L146 248V250H145ZM170 247V248H169ZM173 247V248H172ZM180 249H179V248ZM184 247V248H183ZM194 249H193V248ZM199 249H198V248ZM259 247H261L262 249H260ZM96 248H98V249H96ZM118 248H119V250H118ZM121 248V249H120ZM142 248H143V252L145 253V255L143 254V253H141L142 252ZM169 248V249H168ZM183 248V249H182ZM193 250H192V249ZM200 248H203L202 249V251H204L203 252V254H202V251H201V249ZM247 248V249H246ZM245 249H246V251H245V253H244V255L242 256V257H240L238 260H236V259H232L233 260V262H234V264H243V262H244V264H247V257H248V255L249 254H256V252L258 253V254H256V255H258L259 256V254H260V258L262 257V255L264 256V244H263V242L261 243H258V247L256 246V248L257 249H254V248H251V247H249V249H248V247H246ZM253 249V250H251V249ZM259 248V249H258ZM104 251H103V250ZM111 249H112V251H111ZM113 249H115V250H113ZM153 249V250H152ZM178 249V250H177ZM182 249V250H181ZM185 249V250H184ZM187 249H190V251H191V253H189L190 251L189 250H187ZM196 249V250H195ZM220 249H221V251H220ZM78 250V252H77V250L75 249V252H76V255H77V253H79L80 251ZM106 250V251H105ZM148 250H150V251H148ZM152 250V251H151ZM200 250V251H199ZM249 250V251H248ZM262 252H261V251ZM97 251L99 252V253H97ZM133 251H134V253L136 252V255L138 256H136L135 255V260L137 261H133L134 260V255H133V257H132V254H134L133 253ZM182 251V252H181ZM184 251V252H183ZM186 251V252H185ZM101 252V253H100ZM111 252H112V255H111ZM120 252V253H119ZM122 252V253H121ZM152 252H154V254H151ZM170 252L172 253V254H170ZM178 252H180V253H178ZM196 252V253H195ZM197 252H199L198 254H197ZM255 252V253H254ZM261 252V253H260ZM103 253V254H102ZM119 253V254H118ZM140 253V254H139ZM148 253H150V255L148 254ZM173 253H176V254H173ZM181 253L182 254H187L186 256L187 257H185L186 258V260H185V258H184V255H181ZM85 256H86V253H83ZM120 254H122L121 256H120ZM124 254H126L125 256H127V254L128 255H130L131 256V258H129L130 256H128V259H127V257H125V256H123ZM144 255V256H141V255ZM189 254V255H188ZM202 254V255H201ZM262 254V255H261ZM100 255H101V258H99L100 257ZM107 255H110V256H107ZM139 255H140V257H139ZM146 255H148V257H150V259H148L147 258V256ZM153 255V256H152ZM171 255V256H170ZM175 255V256H174ZM191 255V256H190ZM193 255V256H192ZM107 256V257H106ZM118 256V257H117ZM151 256H152V258H151ZM170 256V257H169ZM173 256L174 257H176V258H174V262H173ZM180 256V257H179ZM182 256H183V258H182ZM189 256V257H188ZM200 256V257H199ZM105 257V258H104ZM172 257V258H171ZM203 257H205V258H203ZM114 258V259H113ZM121 258V259H120ZM123 258V259H122ZM126 258V260H128V261H125L124 259ZM139 258V259H138ZM147 258V259H146ZM179 258V259H178ZM246 260H245V259ZM96 259H94V260H96ZM106 259H107V261H106ZM168 259H170V260H168ZM184 259V260H183ZM262 259V261L264 260V257H262L261 258ZM111 262H110V261ZM121 260H122V262H121ZM124 260V261H123ZM178 260V261H177ZM197 260H199V259H197ZM207 260V261H206ZM231 260V261H232ZM101 261H103L102 263H101ZM107 263H106V262ZM109 261V262H108ZM131 261V262H130ZM139 261V262H138ZM148 261V262H147ZM168 261V262H167ZM183 261V262H182ZM186 263H185V262ZM240 263H239V262ZM91 262V263H90ZM127 262V263H126ZM129 262V263H128ZM165 262H167V263H165ZM178 262V263H177ZM236 262H238V263H236ZM80 264H81V262H79ZM143 264H144V262H142ZM142 263H140V264H142ZM169 263V264H170ZM171 263V264H172ZM264 263V262H263ZM208 264V263H207Z\"/></svg>",
	"mask_w": 264,
	"mask_h": 264
}]
</instances>
